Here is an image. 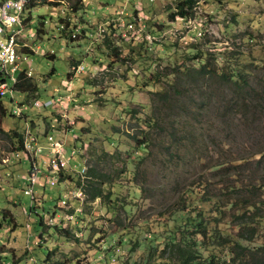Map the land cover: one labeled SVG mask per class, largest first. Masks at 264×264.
<instances>
[{
    "label": "rangeland",
    "instance_id": "obj_1",
    "mask_svg": "<svg viewBox=\"0 0 264 264\" xmlns=\"http://www.w3.org/2000/svg\"><path fill=\"white\" fill-rule=\"evenodd\" d=\"M53 1L24 11L19 42L32 51L19 56L20 67L37 90L16 91L14 98L28 104L49 98L54 88L72 97L67 102L64 95L59 108L26 110L28 128L43 145L40 154L49 153L50 133L63 143L68 161L55 184H35L42 200L31 214L22 179L29 162H0V264H150L158 250L149 248L148 238L167 231L157 221L192 178L203 173L208 183L218 180L221 173L214 179L207 171L211 163L226 160L229 172L244 181H264V162L258 165L254 154L264 148V0H199L192 38H179L184 22L177 0H128V7L137 2L145 14L141 31L115 16L124 0H81L64 16ZM74 27L79 32L70 39ZM203 63L217 72L236 68L255 89L237 96L231 83L198 74ZM69 80V89L63 88ZM0 121L4 131L23 129V120L10 113ZM12 141L0 131V159L15 149ZM90 167L96 173L88 174ZM84 170V177L78 175ZM89 177L111 180L101 185L109 197L89 200ZM83 179L79 198L71 190ZM62 194H68L67 207L59 203ZM36 212L43 214L41 224ZM255 240L264 241V225Z\"/></svg>",
    "mask_w": 264,
    "mask_h": 264
},
{
    "label": "trees",
    "instance_id": "obj_2",
    "mask_svg": "<svg viewBox=\"0 0 264 264\" xmlns=\"http://www.w3.org/2000/svg\"><path fill=\"white\" fill-rule=\"evenodd\" d=\"M194 1L177 0V12L185 13L184 7H191ZM38 2L56 3L53 0H28L26 8L29 6L32 9ZM71 5L75 12L80 8L81 0H74ZM172 14L171 12V17ZM31 17V10H29L27 19L30 21ZM43 22L44 20H39L36 26L39 34L44 31ZM65 22L68 24V20ZM70 39L75 38L71 36ZM26 50L29 49L26 47ZM112 50L117 52L116 48ZM207 66V63H203L196 72L198 74L207 72L211 77L231 83L237 96L246 93L247 88L251 91L255 89L243 72L236 68L217 72L214 68ZM187 73L193 75L195 71L189 69ZM18 78H20L16 83L18 92L37 90L31 76H26L25 68L19 71ZM165 94V92H157L159 97H164ZM244 101L242 100L241 103ZM6 108L4 98L0 97V120L9 113ZM0 131L13 140L15 149H21V131L15 129L4 131L1 127ZM186 136L189 135L186 134ZM170 138H174V133H170ZM255 153L258 154L256 158L258 165L264 162V148ZM198 156L201 158L200 154ZM244 158L245 156H240L238 159L242 161ZM226 163H228L226 160H217L209 165L207 171L214 175V179L216 174L221 173L214 183H208L210 178L200 173L183 185L176 204L170 207L167 214H163L161 220L157 221L160 226L166 227V234L159 233L148 238L149 248L158 250V256L149 259L150 264H264V241L255 240L260 228L264 225V181L258 177L244 181L243 177L229 172L230 166ZM224 170L226 171L223 172ZM87 172L94 174L96 169L90 167ZM61 175L64 174L60 170ZM89 179L90 182L85 188L89 191L87 192L89 200L104 195L109 197L110 190L103 194L101 185L111 180L105 178L95 181L91 177ZM175 184H177V178L172 180V187ZM36 214L41 224L43 214L40 212ZM55 228L61 229L57 224ZM159 237H163L162 242L158 240ZM50 251L49 249L47 255ZM153 253H156L155 250Z\"/></svg>",
    "mask_w": 264,
    "mask_h": 264
},
{
    "label": "built area",
    "instance_id": "obj_3",
    "mask_svg": "<svg viewBox=\"0 0 264 264\" xmlns=\"http://www.w3.org/2000/svg\"><path fill=\"white\" fill-rule=\"evenodd\" d=\"M58 1V9L59 14L65 15L68 8L71 7L70 3H66L65 0H57ZM125 3L121 5V8L118 12H115V16L118 15L119 19L123 17L122 19L128 20L127 21V27H137L138 31L143 30L146 24V17L144 12H140L138 10V6L136 3H134L131 7H128V0H124ZM130 1V0H129ZM28 0H0V97L4 98L7 97L9 101L11 102L10 108L7 107L6 111H8L13 116L20 117L23 122V129L21 130L22 133V147L21 149H14L11 151L10 155L2 156L1 157V163L4 164V162H8L13 159L20 160L21 158L27 160L29 162V165L27 167V170L25 174L22 175L23 179V192L30 196V203L28 210L29 214L32 213V211H36L34 207L39 205L41 203V197L36 192L35 184H40L42 186H45L46 183L49 184H55L57 181L56 176H54L57 172H65L64 166H66V163L68 161V158L65 157V149L63 148V143H61L58 140H55L53 136L50 133L46 134L47 138V145L49 153L46 155L40 154V150L43 148V145L37 140L36 131H33L30 128V121L27 120V116L29 115L26 110L28 107H37V108H46L48 106L52 107H61L63 106L64 101V95L65 94H55V92L59 91V88H54V92L50 94L49 98L40 100L39 98L33 99L32 101L27 103H24V101L18 102L14 98V93L18 90L15 88L16 82L19 80L18 74L19 71L22 69L20 67V58L23 60L26 56L24 55L22 57L23 52H27V50L20 51L19 49L21 47H24L23 49H30L32 51V48L26 41L19 42V35L23 30L22 26V20L24 19V11L26 9V4ZM198 2L199 0H195L191 7L185 6V13L181 14V22H184L183 30H180L178 32L180 35L179 38L182 36L183 38L189 37H196L197 36V28H192V21H198L194 14L199 13L198 10ZM177 8V6H176ZM73 13V10L68 11ZM193 15V17H192ZM128 18V19H127ZM64 19H70V18H64ZM58 20L59 22V28L64 29L65 26H63L62 20ZM136 21L135 23L133 21ZM200 20V19H199ZM45 21V19H44ZM105 22L102 23L105 24ZM199 23V22H198ZM76 32L71 31V36L75 37V35L79 32L78 27H74ZM194 30V32L190 33L189 30ZM82 31V29H81ZM83 32V31H82ZM143 32V31H142ZM84 35H86V31L84 32ZM91 35V33H89ZM153 39H150V43H152ZM178 40V39H177ZM21 60V61H22ZM78 71L77 67H75ZM26 72V69H25ZM71 80L68 82H64L61 86L67 87L69 89ZM63 91V90H62ZM68 94L65 95V99H67V102L72 97H69ZM68 104V103H67ZM66 104V106H67ZM29 127V128H28ZM74 149L71 150L70 155L74 153ZM22 156V157H21ZM75 166V164H74ZM43 171L42 177H40L39 173ZM76 174V173H75ZM78 174V172H77ZM80 176H85V170L79 171ZM83 181L80 182L79 185H77V189L71 190L72 194L74 196H77L79 198L83 197L84 187H83ZM67 198L68 194H62L61 198L59 200V203L62 206L67 207ZM42 206V204H41ZM26 213V212H25ZM53 223V222H51ZM26 226H29V222H26ZM39 240V239H38Z\"/></svg>",
    "mask_w": 264,
    "mask_h": 264
},
{
    "label": "crops",
    "instance_id": "obj_4",
    "mask_svg": "<svg viewBox=\"0 0 264 264\" xmlns=\"http://www.w3.org/2000/svg\"><path fill=\"white\" fill-rule=\"evenodd\" d=\"M37 7H38V6H37ZM82 23L84 24V20L82 21ZM83 27H84V26H83ZM82 34L84 35V33H82ZM84 37H85V36H84ZM84 37H83V38H84ZM17 257H18V255L15 256V258H17Z\"/></svg>",
    "mask_w": 264,
    "mask_h": 264
}]
</instances>
